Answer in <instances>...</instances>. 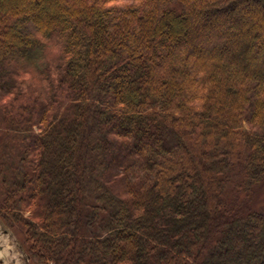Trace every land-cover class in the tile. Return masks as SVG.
<instances>
[{"label":"trees","instance_id":"16d2710c","mask_svg":"<svg viewBox=\"0 0 264 264\" xmlns=\"http://www.w3.org/2000/svg\"><path fill=\"white\" fill-rule=\"evenodd\" d=\"M262 181L264 0H0V217L31 264H264Z\"/></svg>","mask_w":264,"mask_h":264},{"label":"rangeland","instance_id":"374dc122","mask_svg":"<svg viewBox=\"0 0 264 264\" xmlns=\"http://www.w3.org/2000/svg\"><path fill=\"white\" fill-rule=\"evenodd\" d=\"M62 51L61 46L54 43L50 47L49 55L45 53L44 60L57 61ZM243 194H240L241 199ZM249 207L256 210H264V181L256 185L250 198L247 199ZM23 230L19 227H10L0 217V258L1 264H31L22 246Z\"/></svg>","mask_w":264,"mask_h":264},{"label":"water","instance_id":"95a60500","mask_svg":"<svg viewBox=\"0 0 264 264\" xmlns=\"http://www.w3.org/2000/svg\"><path fill=\"white\" fill-rule=\"evenodd\" d=\"M2 263V259L0 258V264Z\"/></svg>","mask_w":264,"mask_h":264}]
</instances>
